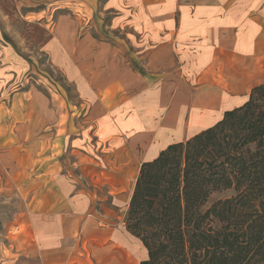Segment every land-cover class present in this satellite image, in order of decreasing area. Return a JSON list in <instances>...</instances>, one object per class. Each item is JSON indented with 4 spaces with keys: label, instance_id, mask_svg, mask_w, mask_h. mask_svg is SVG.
Returning a JSON list of instances; mask_svg holds the SVG:
<instances>
[{
    "label": "rangeland",
    "instance_id": "rangeland-1",
    "mask_svg": "<svg viewBox=\"0 0 264 264\" xmlns=\"http://www.w3.org/2000/svg\"><path fill=\"white\" fill-rule=\"evenodd\" d=\"M177 3L191 0H167L172 9ZM159 19V8L145 13L143 0H0V59L22 64L0 89V264H51L57 199L76 195V210L126 228L120 192L128 194L137 165L126 164L127 148L96 144L80 88L95 78L104 90L98 106L113 101L107 84L125 64L142 79L153 45L144 20ZM233 194L212 192L206 205Z\"/></svg>",
    "mask_w": 264,
    "mask_h": 264
},
{
    "label": "crops",
    "instance_id": "crops-1",
    "mask_svg": "<svg viewBox=\"0 0 264 264\" xmlns=\"http://www.w3.org/2000/svg\"><path fill=\"white\" fill-rule=\"evenodd\" d=\"M153 1L143 0L144 12L157 6L160 17L144 20L153 42L145 65L149 72L137 79L139 72L122 65L107 84L113 101L108 97L98 106L104 90L95 78L80 88L93 114L96 144L110 152L127 148L126 164L137 165L134 181L142 163L212 126L264 83V0H191L175 9L167 0ZM118 55L113 60L119 65ZM21 67L17 57L0 59V89ZM133 187L120 192L127 207ZM111 192L116 202L120 195ZM77 198L51 201V264H139L147 257L141 241L123 225L76 210Z\"/></svg>",
    "mask_w": 264,
    "mask_h": 264
},
{
    "label": "trees",
    "instance_id": "trees-1",
    "mask_svg": "<svg viewBox=\"0 0 264 264\" xmlns=\"http://www.w3.org/2000/svg\"><path fill=\"white\" fill-rule=\"evenodd\" d=\"M125 223L147 251L139 264H264V83L141 164Z\"/></svg>",
    "mask_w": 264,
    "mask_h": 264
}]
</instances>
